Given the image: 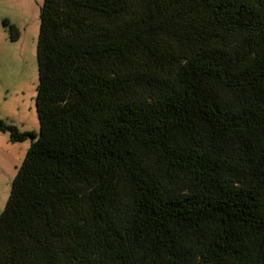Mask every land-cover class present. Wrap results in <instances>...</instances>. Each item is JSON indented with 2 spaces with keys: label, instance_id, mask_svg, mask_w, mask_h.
<instances>
[{
  "label": "trees",
  "instance_id": "1",
  "mask_svg": "<svg viewBox=\"0 0 264 264\" xmlns=\"http://www.w3.org/2000/svg\"><path fill=\"white\" fill-rule=\"evenodd\" d=\"M37 59L0 264H264V0H44Z\"/></svg>",
  "mask_w": 264,
  "mask_h": 264
},
{
  "label": "rangeland",
  "instance_id": "2",
  "mask_svg": "<svg viewBox=\"0 0 264 264\" xmlns=\"http://www.w3.org/2000/svg\"><path fill=\"white\" fill-rule=\"evenodd\" d=\"M44 0H0V119L21 130L39 132L36 109L39 81L37 43ZM9 20L19 36L12 39ZM31 140L13 142L0 131V213L7 203L12 180Z\"/></svg>",
  "mask_w": 264,
  "mask_h": 264
}]
</instances>
